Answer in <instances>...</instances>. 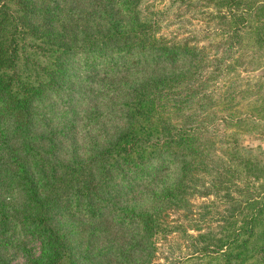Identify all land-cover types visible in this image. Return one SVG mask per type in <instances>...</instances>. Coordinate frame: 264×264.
Instances as JSON below:
<instances>
[{
    "label": "trees",
    "instance_id": "trees-1",
    "mask_svg": "<svg viewBox=\"0 0 264 264\" xmlns=\"http://www.w3.org/2000/svg\"><path fill=\"white\" fill-rule=\"evenodd\" d=\"M171 3L212 7L208 44L150 0H0V264H150L167 210L220 191L207 251L264 264L262 83L232 65L264 66V0Z\"/></svg>",
    "mask_w": 264,
    "mask_h": 264
},
{
    "label": "rangeland",
    "instance_id": "rangeland-1",
    "mask_svg": "<svg viewBox=\"0 0 264 264\" xmlns=\"http://www.w3.org/2000/svg\"><path fill=\"white\" fill-rule=\"evenodd\" d=\"M156 9L166 10L169 19L166 20L165 26L162 28V34L172 36L195 35L199 39V43H209L208 38L211 29L215 26V21L211 18L213 12L212 7L208 6L202 10H183L176 8L171 3L172 0H150ZM170 4V7H168ZM166 14V15H167ZM212 42V41H211ZM248 50L242 49V53ZM237 61L233 62V69L237 74V78H241V83L249 80L261 81L260 94L264 97V66H259L255 70H251L250 64L244 63L246 58L237 57ZM227 60L225 63H229ZM240 142L248 146H261L264 149V123L258 121L256 127L251 128V132L240 134ZM255 185V184H253ZM232 197H238L235 192ZM190 207L184 210H167L164 218L169 229L159 235L155 242V249L150 264H224L220 251H207L209 247H214L217 240L225 230L226 220H233L229 214V209L235 203L229 201V198L219 194H195L190 199ZM233 226L238 225L239 216L234 218ZM31 253L36 255L38 252L37 243L29 244ZM205 247V249H204ZM214 249V248H213ZM256 256H252L248 251L247 255L242 256V261L237 264H254ZM23 258L16 256L10 259L9 264H22ZM232 263V260H231ZM230 263V264H231Z\"/></svg>",
    "mask_w": 264,
    "mask_h": 264
}]
</instances>
